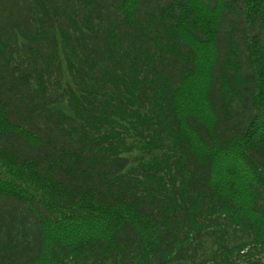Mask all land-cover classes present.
Instances as JSON below:
<instances>
[{"label": "trees", "instance_id": "1", "mask_svg": "<svg viewBox=\"0 0 264 264\" xmlns=\"http://www.w3.org/2000/svg\"><path fill=\"white\" fill-rule=\"evenodd\" d=\"M0 186V264H264V0H0Z\"/></svg>", "mask_w": 264, "mask_h": 264}, {"label": "rangeland", "instance_id": "2", "mask_svg": "<svg viewBox=\"0 0 264 264\" xmlns=\"http://www.w3.org/2000/svg\"><path fill=\"white\" fill-rule=\"evenodd\" d=\"M206 50L209 49L208 45H204L202 47H195V50H201L199 52V55L201 56L202 54L207 55L204 51V48ZM200 77V76H198ZM194 86H197L195 84ZM192 86V87H194ZM191 86L186 87L179 99V112L182 117L185 115H196L199 116V118L208 121L210 119V114L207 112L205 109V105L202 101V93H201V87H200V92L199 88H192ZM183 99V101H181ZM186 132V131H185ZM186 136L189 143H191L192 147L195 150L197 155H200L201 153L203 154L204 152L202 151L203 148L200 146L199 142L197 139L191 135L189 132L186 133ZM207 155L204 154L203 157ZM214 159H217L214 158ZM234 167H231V164H225L222 163L221 165L217 166L216 168V184L217 187H219L220 190H222L224 193L231 194L233 195H239L243 192H245L241 188V183L243 184L245 182L246 178V171L239 169V173L237 175H234L232 170ZM10 178V177H9ZM15 178V177H14ZM1 187V186H0ZM238 199V197H237ZM83 213V212H82ZM78 210H70L67 211L66 214H61L60 215V221L57 224V227L59 228L58 230H54L53 227L56 226V224L48 223L47 228L49 230L48 238L49 239H56L60 243H65L64 240L61 237V234L65 235V233H69L71 237L73 238L75 242L80 241L79 239L86 237V236H92V235H104V229L106 230L107 227H110L109 224V219L107 216L100 212H85L89 213V215H86L85 217H82L81 214ZM77 214V215H76Z\"/></svg>", "mask_w": 264, "mask_h": 264}]
</instances>
